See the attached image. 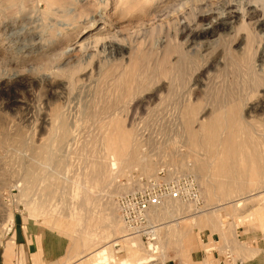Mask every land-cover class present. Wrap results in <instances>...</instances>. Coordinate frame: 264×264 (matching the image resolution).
<instances>
[{
	"label": "rangeland",
	"instance_id": "374dc122",
	"mask_svg": "<svg viewBox=\"0 0 264 264\" xmlns=\"http://www.w3.org/2000/svg\"><path fill=\"white\" fill-rule=\"evenodd\" d=\"M0 57V247L29 222L67 238V264H89L102 250L107 264H119L130 252L104 238L110 217L101 209L118 219L119 237L145 248L150 264L175 259L210 225L264 241V195L253 197L264 189V87L253 83L264 78V0H0ZM238 101L236 119L252 140L235 152L243 191L213 175L223 149L193 146L182 113L197 108V131ZM114 119L151 173L140 162L115 169L108 159L113 176L97 185L90 174L106 160L102 125ZM201 158H210L204 169ZM27 170L34 180H24ZM176 176L194 179L201 205L169 200L149 212L154 241L129 236L117 200ZM84 189L93 219L83 230Z\"/></svg>",
	"mask_w": 264,
	"mask_h": 264
},
{
	"label": "bare ground",
	"instance_id": "6f19581e",
	"mask_svg": "<svg viewBox=\"0 0 264 264\" xmlns=\"http://www.w3.org/2000/svg\"><path fill=\"white\" fill-rule=\"evenodd\" d=\"M106 5H108V4L106 3ZM86 7H88V6H86ZM87 9H89V8H87ZM90 11H93V7H92V10L90 9ZM106 20H107V18H106ZM202 33L204 35H207V34H210L212 32H211V29H207V30H204L203 32L201 31V34ZM198 35L199 34H197V36ZM184 56H183V58H184ZM181 60H183V59H181ZM187 60H189V59H187ZM180 63H182V61ZM184 64H185V58H184ZM182 69H183V67H182ZM259 77H255V79H253V83H254V85H256L258 87H262V86L264 87V78H261V77L259 78ZM254 85L252 84L250 87H252ZM256 86H254L253 92H254ZM239 101L237 102L236 105H232L231 108H225V110L220 111V112H222V116H223L221 118H224L223 123L220 121L221 118L214 117L213 119H210L208 121V123H204V121H202L198 125L197 131H193V129H192V124H193L194 117L196 116L197 108L196 107H190V108L185 109L184 112H182V113L186 118V126H185V124H184V126H185V128L187 127V129L189 130V138H190V142L193 146H195V147L200 146L202 148H205L206 150H212L211 148H217V147H219V148L221 147V149H223V154L221 156H219V158L213 162L214 167L213 168L211 167L213 169V172H214V173L212 172L213 175L215 177L223 175L225 184H227V185L233 184L235 186H230V188H235L236 191H243V189H244L243 183L244 182L242 180H240V177H242L244 175V173H242L240 171V169L237 167V164H236L237 155L235 154V152L237 150L244 148V147H248V146L252 145V140H251V138H249L247 132L244 131V130H247L246 127H242L243 123L245 125V122H244L245 120L243 122L241 121L242 122V125H241V123L239 122L240 118L236 119V117H238L239 115L237 114L235 109L238 106ZM56 114H58V113H56ZM239 117H241V116H239ZM236 120H238V122H236ZM233 122H235L236 125ZM237 124H239V125H237ZM251 126H252V124H251ZM60 129H61L60 131H62L63 134H62V137H59L58 141H59V144L62 145V143L64 142V138L67 135V127H66L65 123L61 125ZM102 129H103V131H105V133H104V146H105V149L107 151L106 152L107 153L106 154V160L105 161H96L94 163V165L92 167L91 174H90V180L92 182H94L97 185H100V184L108 182V180L113 176V174H111L110 170H108V168H107L108 159L113 162L112 168H115V166L120 165V167L122 169H125V168L128 169L132 164L134 165V163H135V165H136L137 162H138V164L140 162L139 165L142 166L144 173L145 174L151 173V168L148 165V163H146L145 160H142L138 155L136 144H135V141L133 140L132 134L130 133V131H127L123 128L120 121L115 120V119L111 120L109 123L102 125ZM238 132H239V134H245L242 139L238 140L237 138L234 137L235 134H237ZM257 153H258V151H257ZM40 156L42 159H44L46 161H48L50 159V155H48L46 153H42ZM210 157H212L214 159V156H210ZM212 158H211V160H212ZM209 159L210 158H208V160ZM208 160H206V158L205 159L201 158L200 167L204 169L206 167V165L209 164ZM30 174H31V171L27 170V173L25 172V174H24V180L26 179V181H27L28 179L26 177H29V176H30L29 180H32V179L34 180V178L31 177ZM176 177L180 178L182 176H176ZM257 178L258 179L256 181L258 182V180H260V177H257ZM226 195H229V194L226 193ZM260 195H264V189L261 191H258V193H256V195L253 197H257ZM253 197H249V199H251ZM168 201L169 200L162 201L159 205L151 208L147 213L148 221H150L149 220V212L152 211L153 209L158 208L160 205L162 206L163 203H166ZM177 202H180V201H177ZM92 204L93 203L91 202V198L88 195V190L84 189V196L82 197V200L80 201V205H79L80 206V208H79L80 212L84 211V210L86 211V214L84 213V226H82L83 230L86 229L90 225L89 222H91L93 219L90 215V210H91ZM183 204H185V203H183ZM189 205H192V204H189ZM116 206H117V203H116ZM161 209H162V207H161ZM101 211H102L101 212L102 217H104V219L107 218L106 222L109 220L108 218L110 217L109 223L107 222L108 224L105 225V230H103L104 238L105 239L110 238L112 240L111 241L112 243H110L111 247L115 246L117 244H122V247L123 248L126 247L125 249L130 252V258L129 259H127V258L123 259L122 258V260L119 262V264H150L152 262L151 259L149 257L145 258V256L142 253L145 248L142 247L136 241V239L134 237L126 238L125 237L126 235L123 237H119V234L121 233L120 223H119L118 219L114 218L112 216V214L108 213V212H110V210H108V209L102 210L101 209ZM111 211H112V209H111ZM257 213L259 215L261 214L260 211ZM256 216H258V215L256 214ZM123 227H124V225H123ZM124 229H125V227H124ZM125 232L127 233L126 229H125ZM152 233L154 235V240H155L156 228L153 229ZM128 235L129 236H138L141 239L140 234L131 233ZM113 240H119V241L113 242ZM99 244H101V242H99ZM109 248H110V246H109ZM100 252L101 253L103 252L102 258L92 259V260H90L89 264H107V263H109L110 259L107 256V254L104 253L105 251L102 250V251H99V253Z\"/></svg>",
	"mask_w": 264,
	"mask_h": 264
},
{
	"label": "crops",
	"instance_id": "0c3cea01",
	"mask_svg": "<svg viewBox=\"0 0 264 264\" xmlns=\"http://www.w3.org/2000/svg\"><path fill=\"white\" fill-rule=\"evenodd\" d=\"M186 246L167 264H264L263 239L241 227L210 225ZM72 256L67 238L29 222L17 224L0 247V264H67Z\"/></svg>",
	"mask_w": 264,
	"mask_h": 264
},
{
	"label": "built area",
	"instance_id": "2783aa9c",
	"mask_svg": "<svg viewBox=\"0 0 264 264\" xmlns=\"http://www.w3.org/2000/svg\"><path fill=\"white\" fill-rule=\"evenodd\" d=\"M173 200L200 206L199 188L191 177L184 176L169 182H150L142 190L121 196L117 212L128 234H140L146 241H154L147 213L162 201Z\"/></svg>",
	"mask_w": 264,
	"mask_h": 264
}]
</instances>
